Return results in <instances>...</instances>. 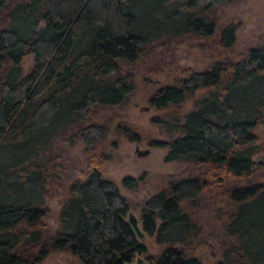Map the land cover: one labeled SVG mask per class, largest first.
Masks as SVG:
<instances>
[{"label":"trees","instance_id":"1","mask_svg":"<svg viewBox=\"0 0 264 264\" xmlns=\"http://www.w3.org/2000/svg\"><path fill=\"white\" fill-rule=\"evenodd\" d=\"M232 1L0 0V264H34L59 250H69L77 264H120L146 251L124 218L126 198L101 174L106 154L94 147L109 126L96 111L122 104L133 90L119 62L135 60L161 32L211 35L215 7ZM235 27L228 22L220 28V46L232 45ZM27 53L32 65L21 72ZM263 70L264 42L236 60H216L203 69L185 66L174 82L149 94V103L161 108L203 88L180 120L152 115L174 134L151 140L166 146L164 159H191L205 169L143 199L141 229L167 245L146 251L140 264H200L185 248L197 226L184 203L207 182L226 178L240 182L221 190L227 240L216 264H264V180L246 182L253 165L261 163L254 159L252 126L264 106ZM114 129L138 139L137 126L123 119ZM78 142L87 166L68 183L57 226L46 233L41 220L49 212L43 203L46 176L60 151ZM137 178L124 175L121 181L133 185Z\"/></svg>","mask_w":264,"mask_h":264},{"label":"rangeland","instance_id":"2","mask_svg":"<svg viewBox=\"0 0 264 264\" xmlns=\"http://www.w3.org/2000/svg\"><path fill=\"white\" fill-rule=\"evenodd\" d=\"M213 14L215 27L211 35L196 36L188 32L167 35L161 32L143 45L135 60L119 62V71L133 83V90L127 94L122 104L100 107L96 111L99 118L109 126L104 137L94 147L106 154L100 164L101 174L114 181L117 190L128 202V210L137 217L140 229V206L146 196L171 180L205 169V164L195 163L191 159H164L166 146L151 140L165 139L174 134L163 123L151 120V116L157 114L172 122L180 120V113L192 105V97L201 93L203 88L186 94L183 101L176 105L161 108L149 103V94L155 86L174 82L177 71L185 66L203 69L216 60H236L245 54L249 46L264 42V0L224 2L215 7ZM228 22L236 23L235 39L229 47H222L218 44L219 30ZM31 65L32 54L27 53L21 62V72L28 71ZM120 119L137 126L138 139H129L114 129L115 123ZM252 131L257 146L254 159L261 163L253 165L246 182L264 180V106L260 109V119L252 126ZM136 148L146 151L138 153ZM64 152L60 151L61 157L54 161L55 169L46 176L43 203L48 206L49 212L41 216L46 225V233L57 226L58 207L67 194L68 183L78 175V170L87 166V152L81 142L68 149L65 156ZM124 175L140 177L135 184L124 185L121 181ZM235 180L226 178L225 183L221 184L209 181L195 198L184 203V207L193 213L197 226L185 248L187 252H195L200 264H216L222 255L227 237L223 234L226 204L222 200L224 193L221 190L225 184L240 182ZM124 218L126 219V213ZM136 237L144 244L146 251L151 253L167 245L165 242L156 243L153 235L146 234L143 230L142 235ZM173 244L179 245L180 242ZM146 251L133 253L129 260L120 264H136V258H140V264L144 262ZM77 263V257L69 250H59L46 253L34 264Z\"/></svg>","mask_w":264,"mask_h":264},{"label":"water","instance_id":"3","mask_svg":"<svg viewBox=\"0 0 264 264\" xmlns=\"http://www.w3.org/2000/svg\"><path fill=\"white\" fill-rule=\"evenodd\" d=\"M136 151L138 153H142V152L146 151V149H138V148H136ZM126 220L130 224L132 229L134 230L135 234L137 236H141L142 235V230L138 226V219H137V217L134 215V213L131 210H127L126 211ZM139 260H140V258H136V262L135 263L138 264Z\"/></svg>","mask_w":264,"mask_h":264}]
</instances>
